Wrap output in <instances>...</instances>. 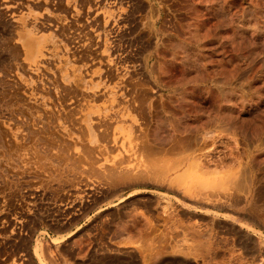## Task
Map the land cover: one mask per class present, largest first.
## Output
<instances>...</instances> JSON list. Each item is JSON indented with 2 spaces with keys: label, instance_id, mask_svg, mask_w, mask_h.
<instances>
[{
  "label": "rangeland",
  "instance_id": "obj_1",
  "mask_svg": "<svg viewBox=\"0 0 264 264\" xmlns=\"http://www.w3.org/2000/svg\"><path fill=\"white\" fill-rule=\"evenodd\" d=\"M50 2L0 0V264H264V0Z\"/></svg>",
  "mask_w": 264,
  "mask_h": 264
},
{
  "label": "bare ground",
  "instance_id": "obj_2",
  "mask_svg": "<svg viewBox=\"0 0 264 264\" xmlns=\"http://www.w3.org/2000/svg\"><path fill=\"white\" fill-rule=\"evenodd\" d=\"M36 1H37V0H36ZM51 1H52V0H51ZM60 1H61V0H60ZM65 1H66V3H67L68 5L70 4V0H65ZM38 3H43V4L46 6V7H45L46 10H49V8L51 7V2H50V0H38ZM58 3H60V2L58 1ZM54 4H55V3H54ZM56 4H57V3H56ZM56 4H55V5H56ZM83 4H84V3H83ZM59 5H60V4H59ZM68 5H67V6H68ZM38 6H39V4H38ZM52 6H53V4H52ZM41 7H42V6H41ZM54 7H55V6H54ZM64 7H65V6H64ZM68 7H70V6H68ZM54 9H55V8H54ZM66 9H67V7H66ZM51 10H52V9H51ZM71 11H72V10H71ZM71 11H70V12H71ZM53 12H54V11H53ZM20 13H21V12H20ZM30 13H31V12H30ZM73 13H74V12H73ZM76 13H78V12H76ZM24 14H25V13H24ZM46 14H47V13H46ZM100 14H101V13H100ZM15 15H16V14H15ZM73 15H74V14H73ZM102 15H103V14H102ZM16 16H19V17H20V15H18V14H17ZM24 16H25V15H24ZM32 16H33V15H32ZM42 16H43V15H42ZM42 16H41V17H42ZM13 17H14V16H13ZM19 17H18V18H19ZM36 17H37V16H36ZM49 18H50V17H49ZM49 18H48V19H49ZM16 19H17V18H16ZM39 19H40V18H39ZM42 19H43V18H42ZM46 20H47V17H46ZM52 20H54V19L52 18ZM52 20H51V21H52ZM61 20H62V19H61ZM81 20H82V19H81ZM81 20H80V21H81ZM42 21H44V20H42ZM64 21H65V19H64ZM102 21H103V20H102ZM48 22H49V20H48ZM84 22H85V21H84ZM62 23H63V22H62ZM80 23H81V22H80ZM63 24H64V23H63ZM67 25H68V24H67ZM64 26H66V25H64ZM68 26L70 27V25H68ZM89 27H90V26H89ZM54 28H55V27H54ZM73 28H74V27H73ZM24 33H25V32H24ZM25 34H26V36H27L29 33H28V34L25 33ZM31 34H32V33H31ZM33 35H34V34H33ZM89 35H90V34H89ZM37 36H38V35H37ZM39 37H40V36H39ZM52 37H53V36H52ZM43 39H44V37H43ZM41 41H42V40H40L39 42H41ZM54 43H55V42H54ZM14 44H15V43H14ZM51 44H52V43H51ZM88 44H89V43H88ZM25 45H26V47L29 49V51L31 52L32 56H33V55L35 56V52H36V51L38 52V55H39L40 53H42V52H41L42 49H41V48H37V46H36V44H35V41H34L33 39H31V38L28 39V40H26ZM45 45H47V44H45ZM19 46H20V45H19ZM16 47H17V46H16ZM46 47H48V45H47ZM48 49L51 50V48H48ZM53 51H54V50H53ZM53 51H52V52H53ZM44 52H45V51H44ZM42 56H44V55H42ZM102 58H103V57H102ZM45 60H46V59H45ZM42 61H43V60H42ZM82 61H83V60H82ZM91 61H92V60H91ZM33 62H38V61L35 60V61H33ZM40 62H41V61H40ZM45 62H46V61H45ZM24 63H25V62H24ZM26 63H28V62H26ZM41 63H42V62H41ZM95 63H96V62H95ZM28 65H29V63H28ZM30 66H31V65H30ZM36 66H37V65H36ZM77 84H79V83H77ZM79 85H80V84H79ZM240 87H241V86H240ZM74 90H75V89H74ZM21 93H22V92H21ZM222 94H223V93H222ZM68 101H69V100H68ZM68 101H67V102H68ZM86 105H87V104H86ZM57 112H58V111H57ZM65 113H66V112H65ZM62 116H63V115H62ZM83 116H84V115H83ZM83 116H82V117H83ZM100 117H101V116H100ZM227 117H228V116H227ZM98 118H99V117H98ZM211 119H212V118H211ZM213 119H214V118H213ZM224 120H225V119H224ZM35 121H36V120H35ZM98 121H100V120H98ZM33 123H34V122H33ZM98 123H99V122H98ZM100 123H101V121H100ZM95 125H96V124H95ZM195 126H196V125H195ZM199 126H200V125H199ZM104 127H105V126H104ZM192 127H193V126H192ZM0 128H1V127H0ZM96 129H97V128H96ZM194 129H195V128H194ZM30 130H31V129H30ZM97 130H98V129H97ZM103 130H104V129H103ZM106 130H107V127H106ZM49 131H50V130H49ZM263 131H264V130H263ZM29 132H30V131H29ZM100 132H101V131H100ZM180 133H181V132H180ZM9 134H10V133H9ZM191 134H192V133H191ZM104 135H105V134H104ZM104 135H103V136H104ZM197 135H198V134H197ZM197 135H196V137H197ZM204 135H205V134H204ZM208 135H209V134H208ZM262 135L264 136V133H262ZM262 135H261V136H262ZM31 137H32V136H31ZM205 137H206V136H205ZM205 137H204L205 142H207V139H206ZM211 137H212V136H211ZM255 137H256V136H255ZM258 138H259V137H258ZM192 139H193V138H192ZM196 139H197V138H196ZM202 139H203V138H202ZM204 139H203V140H204ZM210 139H213V137L210 138ZM263 139H264V138H263ZM203 140H202V141H203ZM261 140H262V139H261ZM105 141H106V140H105ZM119 141H120V139H119ZM213 141H214V140H213ZM205 142H204V143H205ZM209 142H210V141H209ZM209 142H208V143H209ZM261 142H262V141H261ZM50 146H51V145H50ZM160 147H161V146H160ZM110 148H111V147H110ZM69 149H70V148H69ZM118 150H119V149H118ZM110 151H111V150H110ZM182 151H183V150H182ZM147 152H148V151H147ZM179 152H180V151H179ZM134 153H135V152H134ZM123 154H124V153H123ZM147 154H148V153H147ZM150 154H151V153H150ZM150 154H149V155H150ZM32 155H34V154H32ZM35 155H36V154H35ZM104 155H105V154H104ZM124 155H125V154H124ZM155 155H156V154H155ZM160 155H161V154H160ZM108 156H109V155H108ZM94 157H96V156H94ZM152 157H153V156H152ZM152 157H151V158H152ZM160 157H161V156H160ZM110 159H111V157H110ZM123 159H124V158H123ZM123 159L121 158V159H118V160H117V161L120 160V162H121V163L119 162L120 164L118 163L119 165L122 164V160H123ZM150 160H151V159H150ZM109 161H110V160H109ZM125 161H126V160H124V162H125ZM127 161H128V160H127ZM130 161H131V160H130ZM132 161H133V160H132ZM132 161H131V162H132ZM151 161H152V160H151ZM165 161H166V160H165ZM81 162H82V161H81ZM147 162H148V161H147ZM86 163H87V162H86ZM125 163H126V162H125ZM127 163H128V162H127ZM135 164H136V163H135ZM78 165H79V164H78ZM86 165H87V164H86ZM124 165H125V164H124ZM161 165H162V164H161ZM117 166H118V165H117ZM149 166H150V165H149ZM113 167H114V165H113ZM124 167H125V166H124ZM126 167H127V166H126ZM140 167H141V166H140ZM150 167H151V166H150ZM157 167H158V166H157ZM163 167H164V166H163ZM163 167H162V168H163ZM89 168H90V167H89ZM116 168L118 169V167H116ZM148 168H149V167H148ZM159 168H160V167H159ZM162 168H161V169H162ZM173 168H175V167H173ZM125 169H126V168H125ZM131 169H132V168H131ZM171 169H172V168H171ZM175 169H177V168H175ZM175 169H174V170H175ZM174 170H173V171H174ZM93 171H94V170H93ZM118 171H119V170H118ZM118 171H117V172H118ZM123 171H124V170H123ZM125 171H126V170H125ZM125 171H124V172H125ZM138 171H139V170H138ZM164 171H165V170H164ZM208 171H209V170H208ZM115 172H116V171H115ZM119 172H120V171H119ZM119 172H118V173H119ZM127 172H128V170H127ZM129 172H130V171H129ZM136 172H137V171H136ZM148 172H150V171H148ZM158 172H159V171H158ZM158 172H156V173H158ZM102 173H103V171H102ZM120 173H121V172H120ZM125 173H126V172H125ZM138 173H139V172H138ZM141 173H142V170L140 169V174H141ZM144 173H146V172H144ZM150 173H151V172H150ZM153 173H154V172H153ZM93 174H94V173H93ZM121 174H122V173H121ZM134 174H135V173H134ZM136 174H137V173H136ZM151 174H152V173H151ZM154 174H155V173H154ZM158 174H159V173H158ZM119 175H120V174H119ZM124 175H125V174H124ZM126 175H128V174L126 173ZM129 175H130V173H129ZM138 175H139V174H138ZM143 175H145V174H143ZM155 175H156V174H155ZM159 175H160V174H159ZM135 176H137V175H135ZM119 177H120V176H119ZM119 177H118V178H119ZM132 177H134V176H132ZM132 177H131V178H132ZM137 177H138V176H137ZM139 177H143V176L140 175ZM149 177H150V176H149ZM165 177H166V176H165ZM177 177H178V176H177ZM129 178H130V177H129ZM154 178H155V177H154ZM186 178H187V177H186ZM134 179H135V178H134ZM140 179H142V178H140ZM177 179H178V178L174 179V182H175ZM114 180H116V179H112V181H114ZM125 180H126V179H125ZM171 180H172V179H171ZM118 181H119V180H118ZM123 181H124V180H123ZM126 181H127V180H126ZM158 181H159V180H158ZM114 182H115V181H114ZM178 182H179V181H178ZM170 183H171V182H170ZM173 186H174V185H173ZM190 189H191V188H190ZM240 190H241V189H240ZM242 190H243V189H242ZM246 191H247V190H246ZM185 192H187V191H185ZM235 193H236V192H235ZM237 193H238V192H237ZM203 194H204V193H203ZM205 195H206V194H205ZM203 196H204V195H203ZM196 197H197V196H196ZM200 198H204V197H200ZM204 199H205V198H204ZM198 200H199V199H198Z\"/></svg>",
  "mask_w": 264,
  "mask_h": 264
}]
</instances>
